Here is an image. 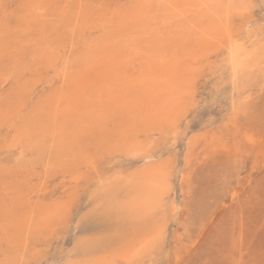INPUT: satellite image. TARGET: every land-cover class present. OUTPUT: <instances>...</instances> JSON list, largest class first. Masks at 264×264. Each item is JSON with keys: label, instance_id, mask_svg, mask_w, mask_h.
Returning <instances> with one entry per match:
<instances>
[{"label": "rangeland", "instance_id": "374dc122", "mask_svg": "<svg viewBox=\"0 0 264 264\" xmlns=\"http://www.w3.org/2000/svg\"><path fill=\"white\" fill-rule=\"evenodd\" d=\"M33 1L41 5V17L27 41H7L11 52L0 60V108L21 86L32 89L24 111L0 119V209L18 208L28 199L54 216L45 232L28 241L17 264H264V0H249L244 12L229 19L230 31L247 51H263L245 73L232 74L226 38L175 47L188 69L184 92L189 94L183 92L175 125L151 130L146 139L159 156L153 164L170 169L168 205L129 217L111 203L108 192L142 162L111 147L115 142L105 136L111 124L101 132L87 131L61 157L50 155L49 141L41 151L10 143L24 118L63 89V73L74 61L105 50L112 25L105 28L103 22L113 24L132 5L150 6L155 0ZM23 7V0H0V25L13 26ZM155 28L161 41L170 37L172 28L161 23ZM38 44L59 53L32 57ZM12 58L20 61L11 75ZM139 71L127 69L131 75ZM141 221L158 236L153 247L125 260L121 246L137 240L132 226Z\"/></svg>", "mask_w": 264, "mask_h": 264}, {"label": "bare ground", "instance_id": "6f19581e", "mask_svg": "<svg viewBox=\"0 0 264 264\" xmlns=\"http://www.w3.org/2000/svg\"><path fill=\"white\" fill-rule=\"evenodd\" d=\"M23 2V12L15 24L7 27L4 21V25H0V60L11 52L7 41H27L31 25L41 17L38 14L41 5L33 0ZM247 6L249 0H155L150 6L144 3L132 5L113 24L112 19L106 21L108 25L103 22L104 27L105 24L106 27L112 25L111 32L107 29L110 37L107 38L105 50L91 51L71 64V71L63 73V89L24 118L23 125L10 143L11 147L20 144L21 147L41 151L49 141L50 155L61 157L62 151L69 149L87 131L97 129L101 132L111 124L112 131L106 130L108 133L105 134L107 140L115 142L111 147L122 148L125 154L142 162V166L139 163L140 167L128 172L123 181L115 186L114 192L117 190V194L108 192L111 203L120 208L126 217L154 208H166L171 191V172L168 168L153 164L156 153L146 139L151 130L164 132L175 125L174 117L190 80L188 69L182 64L184 60L179 57L175 47L179 45L183 49L187 41L214 44L226 38L232 74L245 73L262 58L257 57L263 56L264 51L259 50L260 55L256 51H247L249 49L246 50L240 42L238 34L230 31L231 14H241ZM159 23L172 28L170 37L165 41L160 39L161 30L155 28ZM40 46L38 44L33 49L32 57L44 60L48 54L57 56L59 53L56 48ZM12 61L14 67L7 69L11 75L20 59ZM136 67L140 70L136 75L127 73V69ZM28 87L31 86H21L16 94L4 102L0 108V119L6 120L27 108L32 90ZM22 203L24 205L18 208L0 209V241L4 242V248L0 246V264H17V257L24 254L28 241L45 232L52 223V211L30 206L32 204L28 199ZM173 203L171 199L170 207ZM139 222L132 226L137 240L127 241L121 246L119 253L125 260L153 247L158 236L148 222ZM90 264L109 263L107 260H96Z\"/></svg>", "mask_w": 264, "mask_h": 264}]
</instances>
